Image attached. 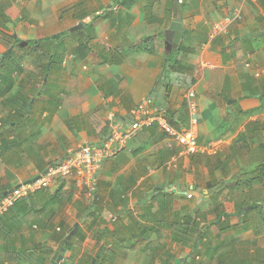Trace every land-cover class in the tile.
Here are the masks:
<instances>
[{"label": "crops", "instance_id": "0c3cea01", "mask_svg": "<svg viewBox=\"0 0 264 264\" xmlns=\"http://www.w3.org/2000/svg\"><path fill=\"white\" fill-rule=\"evenodd\" d=\"M15 2L36 12L22 6L18 18L12 13ZM178 3L179 8L175 0H0V56L5 35L28 40L23 47L17 43L27 56L32 40L68 35L49 73L39 69L44 75L23 78L15 70L6 88L5 70L0 72V197L80 145L105 148L113 131L120 138L132 134L115 144L92 187L85 179L78 186L72 175L2 215L9 232L0 231V264H53L66 241L57 264H186L203 250L209 253L205 240L212 236L189 252L171 234L189 215L203 214L199 222L211 227L206 216L217 207L215 194L221 195L222 178L234 172L236 160L223 163L241 133L264 119V39L257 48L264 38V0ZM53 7L65 9L60 17L66 30L38 34L49 18L36 26L32 16H52ZM176 17L184 26L178 42L167 39ZM82 21L91 23L77 34L81 28H72ZM148 37L162 38V53L133 48ZM9 61L18 67L27 57ZM23 82L31 99L25 115L16 97ZM191 90L197 116L190 108ZM145 98L153 100L149 114L155 121L136 130L135 111ZM162 124L194 132L198 151L184 153ZM243 154L237 160L244 170L255 162V149ZM120 234L122 241L115 243ZM215 244L211 250L219 248ZM16 252L23 255L9 256Z\"/></svg>", "mask_w": 264, "mask_h": 264}, {"label": "rangeland", "instance_id": "374dc122", "mask_svg": "<svg viewBox=\"0 0 264 264\" xmlns=\"http://www.w3.org/2000/svg\"><path fill=\"white\" fill-rule=\"evenodd\" d=\"M15 6L17 8L12 9V13L13 14H17L16 16L18 18H20V16L23 17L24 13H22L18 8L25 6V8L29 11H34L35 9H33V7H27L25 4H21L19 2H15ZM58 10V13H57ZM65 9H58V7H53V12H52V16H48L47 14H43L42 15H38L36 13V15L32 16L31 18V22L33 24H35L36 26L38 24L41 23L40 20L42 19H47L49 18V21H46V25L44 26V31L42 32H38V34H51V33H56L59 31H63L66 30L67 27V23L65 24L64 21L60 16L62 15V11ZM31 15V14H30ZM94 16H92L93 18H97L96 15L97 14H93ZM4 19V18H3ZM23 19V18H22ZM16 20V19H15ZM24 20V19H23ZM99 23V21L97 22ZM94 24V21L93 23ZM23 25L26 27V25L23 23ZM90 25V24H89ZM35 26V27H36ZM94 26V25H93ZM11 32L14 31V27L11 26ZM34 32V31H33ZM85 32V28H81L80 32L78 33H84ZM10 35H5L3 37L4 39V45H5V52L9 53L10 48L8 50V45L11 43V39L8 37ZM8 39H10V43L6 44ZM263 37H260L257 40V48H259L261 46V41L263 40ZM26 40V39H23ZM60 51V48L58 49ZM263 50V49H262ZM15 53L16 55H25L27 57V61H24L23 65H21V76L24 78L27 75H36V73L42 75L41 72L39 71H45L44 67H39L40 63H44L47 61L48 58H46V56L42 57L41 53H35V52H31L30 54H26L25 50H20L19 48L15 49ZM8 64V62H6ZM7 67V65L2 66ZM36 72V73H35ZM40 72V73H39ZM44 75V74H43ZM18 76V75H17ZM234 110V109H233ZM263 117V116H262ZM261 117V118H262ZM260 118V117H259ZM261 122H264V119H261ZM260 141H264V134L263 136L260 138ZM258 144L259 141H257L255 143V147L254 145L250 148L251 150L255 149V162H250L249 165L244 167V170L242 169V164L238 162V157L234 160H236V162H234V172L232 171L230 176H224L222 179H224V183H225V187L223 188L224 190L221 191V195L218 196V198L213 201V205L214 203L218 206L217 208H219V212L215 213L214 208L211 209V211L209 212V214L206 216V219L208 218L209 220H207L208 222H210L211 226V238L209 240H205L206 242L208 241L211 244H215L214 247H216V245H219V248H217L215 255H211L210 257H208V253L206 254L205 250L204 253L199 254V259H196V262H194V264H217L216 263V256H219L221 254H223L224 256L226 254H230L231 257H233L236 260H241V259H247L249 262L253 263V264H260L259 260H258V256L255 255V251L257 250V248H261L264 249V221H263V217L264 215L259 216L258 212L260 214V211L264 213V178L261 180V177H259L258 175L252 174V172L254 171V169H257V164L258 167L259 163L261 164V162H264V151H261L258 148ZM246 156V155H245ZM241 158H243V155L241 156ZM248 158H253V155H248ZM233 162V160H232ZM232 164V163H231ZM246 169L249 172V176L255 175V181H253L252 183L249 182L248 183H244L243 180H247L250 177H246ZM259 170V168H258ZM258 174L260 173V171H258ZM244 172H246L245 174H243ZM228 178V179H227ZM236 183V184H235ZM222 196V197H221ZM220 198L222 200H220ZM238 201L243 202V207L245 208V211H250L252 208L251 203H255L256 206L260 205L261 208L256 209L255 211H250L249 213H247L246 215H232L234 214L233 212L236 211L238 212V208L239 205ZM237 202V204H236ZM249 205V206H248ZM225 211V215L221 214L222 212ZM219 215H222V218H220L218 220ZM218 220V222H220L219 224H221V228L223 230H226L224 233H219L218 232V223H216V221ZM243 220H245L247 222L246 225L243 224ZM255 222L257 223L258 227L260 228L259 231H256L257 229L255 228ZM261 225V226H260ZM209 231V232H210ZM226 233V234H225ZM238 234L236 236V238L234 237V235ZM225 234V235H224ZM226 236V237H225ZM251 236L255 239H252ZM214 238L216 239V242H214ZM221 238V239H219ZM219 239V240H218ZM226 239V240H225ZM238 239H241L240 241H238ZM255 240L254 243H252L251 241H247L244 242L246 240ZM236 240V243H233V241ZM228 242L227 244H224L225 242ZM235 244L230 246V244ZM214 250V249H213ZM207 251V250H206ZM214 252V251H213ZM230 252V253H229ZM175 254L181 258V257H185V255L181 252L176 251ZM178 258V259H179ZM263 258V257H261ZM189 259V257L186 258V260ZM226 262L229 261L228 258L225 259Z\"/></svg>", "mask_w": 264, "mask_h": 264}, {"label": "trees", "instance_id": "16d2710c", "mask_svg": "<svg viewBox=\"0 0 264 264\" xmlns=\"http://www.w3.org/2000/svg\"><path fill=\"white\" fill-rule=\"evenodd\" d=\"M85 17V16H84ZM82 34V33H80ZM67 34H54V35H50V36H45L42 38H38V39H34L30 42V47L31 48V52H37V53H41L42 57L47 56L49 57L47 59L46 62H44L43 67L46 73H49L50 69L52 68L53 65V61H54V57L59 55V48H61L62 42L65 40V38L67 37ZM14 37H12L13 40ZM19 40L14 38V41L10 44L9 48L11 46H14L13 50L11 52H9L8 54H3L4 56L0 58V72H2L3 70H5V74L3 77L4 83L6 84V88H10L13 85V79H12V73L13 71H17L21 69V66H15L14 63H12L11 60L13 58V56H18L15 53V48L18 47L17 42ZM148 45V46H147ZM146 47L148 49V51H154V52H158V53H162V48H163V40L162 38L159 39L157 37H148L146 39H144L143 41H141L140 43L133 45V48L138 49L139 47ZM89 48L87 45L85 46V50H84V54L86 52V49ZM20 50H24V48H19ZM75 50V49H74ZM23 56V55H22ZM8 62V64L6 63ZM48 63L50 64L51 68H48ZM4 65H7V67H2ZM166 72H164L165 74ZM28 85L25 84L24 82L22 83V87L20 88L19 93L16 95V97L18 98V101L22 103V108L20 110V112L22 114L25 115V113L27 112L25 107L27 106L26 104H28L30 102V96L29 94L27 95V92H25V90H23V88L27 87ZM252 130H255V135L253 133H251ZM264 134V122H253L252 125H250L249 127H247V130L243 133H241L240 137L234 142L233 146L231 147V151L230 154L228 156V159L223 163V165L225 166H229L232 162V160L236 159L237 157H241L243 154V152L245 151H249L250 148L254 145L253 141L255 139V141H259L258 144V148L261 151H264V141H260V138L263 136ZM247 162V161H246ZM253 162V161H252ZM247 164L249 165L250 162H247ZM257 164V169L252 172V174L258 175L259 177H261V180L264 178V162H261V164L259 163ZM259 168V170H258ZM258 171H260V173L258 174ZM247 172V173H246ZM246 172H244L243 174H247L246 177H250L248 178L246 181H244V183H252L253 181H255V175H250L249 176V172L246 169ZM220 195V193H216L215 196L218 198V196ZM237 204V202H236ZM239 208L237 209L238 212L234 211L232 215H246L247 213H249L250 211H255L258 208H261L260 205L256 206L255 203H251L252 205V209L250 211H245L246 207H243V202L238 201ZM249 206V205H248ZM218 207V206H217ZM215 207V210L213 211L215 213L219 212V208ZM245 211V213H243ZM221 214L225 215V211L222 212ZM258 215H264L263 212L260 211V214L258 212ZM201 217V219H205L203 214H197L196 217L189 215L188 217H186L183 222L178 221L176 222L175 225V231L171 234V239L173 241H175L177 244H181V246L183 248H186L188 250L191 251H195L198 249V245L200 243H202L203 239L207 238L208 236H211V234L209 233V227L202 225L201 222H199L198 217ZM222 218V215H219L218 220ZM15 219V218H14ZM263 221H264V217H263ZM223 223V222H222ZM221 223V224H222ZM221 224L218 225V230L220 233H224L226 230H223L220 226ZM243 224L246 225L247 222L243 221ZM261 226V225H260ZM255 228L257 229L256 231H259L260 228L258 227L257 223L255 222ZM9 229H7L4 224L2 222H0V231H4V233L9 232ZM99 233H101L102 235L105 234V229L103 230H98ZM122 234H120V236H114L113 240L115 241V243H120L122 240ZM233 245V244H231ZM211 245L209 246L208 251L212 252V255H215L216 250H211ZM230 253V252H229ZM255 255H257L259 263L260 264H264V249H259L257 248V250L254 253ZM23 254L20 253H11L9 256H21ZM208 257H210V254L208 253ZM263 257V258H261ZM228 258L229 261L226 262L225 259ZM216 263L217 264H250L249 261L247 259H241V260H236L233 257H231L230 254H226L225 256L223 254L216 256L215 258ZM194 262H196V259H192L190 261V263H186V264H194Z\"/></svg>", "mask_w": 264, "mask_h": 264}, {"label": "built area", "instance_id": "2783aa9c", "mask_svg": "<svg viewBox=\"0 0 264 264\" xmlns=\"http://www.w3.org/2000/svg\"><path fill=\"white\" fill-rule=\"evenodd\" d=\"M179 1L182 2V0ZM189 96L192 114L196 116L198 104L195 99V92L191 90ZM152 102L153 100L151 98H145L136 108V130L150 126L155 121V118L149 114V105ZM162 125L170 136L177 139L184 153L190 154L193 151H198L197 135L194 132L191 130L179 132L166 124ZM131 135L129 133L120 138L117 136V131H113L105 148H99L89 144L80 145L59 160L51 162L35 179L19 183L16 188L1 199L0 215L4 214L20 199L28 197L40 189L50 188L59 180L70 178L72 175L78 176L76 182L78 186H82L86 181L92 187L94 185V179L99 170H101L105 159L111 156L113 151L117 149L115 144H123L125 138L128 139Z\"/></svg>", "mask_w": 264, "mask_h": 264}, {"label": "water", "instance_id": "95a60500", "mask_svg": "<svg viewBox=\"0 0 264 264\" xmlns=\"http://www.w3.org/2000/svg\"><path fill=\"white\" fill-rule=\"evenodd\" d=\"M179 0H175V7L179 8ZM177 14V12H175V15ZM81 27H84L83 24H80L79 26L75 27L74 30H77ZM183 23L181 20L178 19V17H176V19L171 23L169 29L167 30V39L172 41L175 40L176 42L180 41V38L182 36V31H183ZM26 44H28V42H25ZM23 45V44H21ZM170 43H168V47H169ZM68 245V242L66 241L65 244L61 247V249L57 252H55L53 259H52V263L53 264H57L59 261H61V259L63 258V254L62 252L66 251V246Z\"/></svg>", "mask_w": 264, "mask_h": 264}, {"label": "clouds", "instance_id": "9594fccd", "mask_svg": "<svg viewBox=\"0 0 264 264\" xmlns=\"http://www.w3.org/2000/svg\"><path fill=\"white\" fill-rule=\"evenodd\" d=\"M180 2V1H179ZM91 22H89V23H86V22H78V24L77 25H75L73 28H72V30H74V28L75 27H77V26H79L80 24H83L84 25V27H81V28H85V26H87V25H89ZM25 42H28V44H29V41L28 40H23V39H20L17 43H18V45L20 46V47H23L21 44H26ZM28 44H26V45H28ZM13 48H14V46L11 48V50H9L10 52L13 50ZM4 54H8L7 52H5ZM4 55L2 54L1 56H0V58L1 57H3ZM12 60V59H11ZM44 64V63H43ZM49 66H50V64L48 63V68H49ZM40 92H41V90H40ZM197 116V115H196ZM96 177H97V175H96ZM95 177V178H96ZM35 179V178H34ZM64 179V178H63ZM26 182V181H25ZM94 182H95V179H94ZM19 184H17L14 188H16L17 186H18ZM90 185V184H89ZM14 188H12L11 190H9V191H7V192H5L1 197H0V201H1V199L3 198V197H5L7 194H9ZM40 190H42V189H40ZM39 191V190H38ZM37 192V191H36ZM35 192V193H36ZM34 194V193H33ZM32 195V194H31ZM30 196V195H29ZM28 196V197H29ZM189 197H192V195L190 196L189 195ZM24 198H27V197H24ZM24 198H22V199H24ZM22 199H20L19 201H21ZM19 201H17L13 206H11L5 213H7L12 207H14ZM214 210H215V207H214ZM4 213V214H5ZM243 213H245V211L243 212ZM4 214H2V215H4ZM2 215H0V219H1V217H2ZM216 223H220V222H218V220L216 221ZM209 225H210V223H209ZM207 226V225H206ZM210 229V228H209ZM220 233V232H219ZM233 243H235V241H233ZM232 243V244H233ZM233 245H235V244H233ZM230 246H232L231 244H230Z\"/></svg>", "mask_w": 264, "mask_h": 264}]
</instances>
